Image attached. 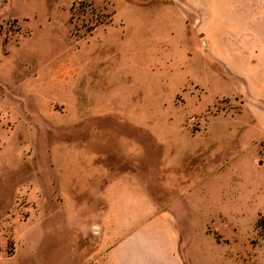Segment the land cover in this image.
Segmentation results:
<instances>
[{
	"label": "rangeland",
	"instance_id": "rangeland-1",
	"mask_svg": "<svg viewBox=\"0 0 264 264\" xmlns=\"http://www.w3.org/2000/svg\"><path fill=\"white\" fill-rule=\"evenodd\" d=\"M260 8L0 0V264H264Z\"/></svg>",
	"mask_w": 264,
	"mask_h": 264
},
{
	"label": "crops",
	"instance_id": "crops-1",
	"mask_svg": "<svg viewBox=\"0 0 264 264\" xmlns=\"http://www.w3.org/2000/svg\"><path fill=\"white\" fill-rule=\"evenodd\" d=\"M256 14L258 15L259 19L264 20V9L263 8H260V10ZM111 180L112 179H110L109 181H111ZM109 181H107V182H109ZM107 182H105L104 186L102 187V189L106 192L108 191L109 185H110ZM173 248L178 249V247H176L175 245L173 246ZM118 250H120V248L112 247L107 251L110 264H140L141 261L143 260V257H142L143 253L142 252L136 253L138 257H134L135 253L129 252V250L126 249V251L123 253L119 252L121 255L118 256V254H119L117 252Z\"/></svg>",
	"mask_w": 264,
	"mask_h": 264
}]
</instances>
